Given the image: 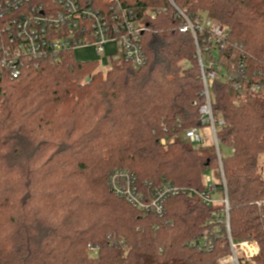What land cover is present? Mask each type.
Returning a JSON list of instances; mask_svg holds the SVG:
<instances>
[{
    "label": "trees",
    "instance_id": "16d2710c",
    "mask_svg": "<svg viewBox=\"0 0 264 264\" xmlns=\"http://www.w3.org/2000/svg\"><path fill=\"white\" fill-rule=\"evenodd\" d=\"M81 2L109 18L135 13L147 64L135 69L117 53L104 75L67 51L17 79L0 69V264H216L229 254L223 207L193 193L208 192L210 177L223 199L221 167L232 238L256 242L264 264V0ZM177 9L227 34L219 44L197 34L219 77L210 86L224 121L219 148L232 149L220 161L212 143L184 140L202 127L204 95L195 38ZM117 169L143 189L167 182L193 192L170 198L162 216L145 214L110 192ZM204 233L210 252L188 245Z\"/></svg>",
    "mask_w": 264,
    "mask_h": 264
},
{
    "label": "built area",
    "instance_id": "2783aa9c",
    "mask_svg": "<svg viewBox=\"0 0 264 264\" xmlns=\"http://www.w3.org/2000/svg\"><path fill=\"white\" fill-rule=\"evenodd\" d=\"M177 11L183 21L181 30L190 31L195 38L204 95V104L200 109L202 127L186 131L183 134L184 140L192 146L202 145L206 137L201 135V130L207 128L220 161L217 130L224 126V121H216L214 118L210 92L211 84L219 77L214 71V56L210 55L207 62L203 61L197 34L208 30L216 44L221 43L227 34L225 28L215 20L206 18L202 24L195 25L184 12L180 9ZM152 18H155V14H152ZM145 32V26L132 11H123L109 18L90 4H83L81 0H0V69L17 79L26 67L35 68L43 61L58 60L64 52H73L77 47L94 45L98 54L102 55L103 46L110 41L116 43V53L122 55L125 62L135 69H141L147 64L142 48V34ZM254 89L263 90L259 85H255ZM161 143L165 146L164 140ZM220 175L225 192L223 199L214 198L217 195L216 187L210 177L206 178L208 192L193 193L200 196L207 206L223 207L224 218L218 222L225 225L229 254L216 264H257L260 253L257 243L251 240L235 242L232 238L229 197L222 167ZM107 183L112 195L125 200L140 212L155 216L164 214V206L170 198L191 196L193 192L167 182L155 186L146 183L143 189L139 187L133 173L120 169L109 174ZM214 216H217L216 211ZM188 245L199 251L210 252L214 248V241L204 233L200 239Z\"/></svg>",
    "mask_w": 264,
    "mask_h": 264
},
{
    "label": "rangeland",
    "instance_id": "374dc122",
    "mask_svg": "<svg viewBox=\"0 0 264 264\" xmlns=\"http://www.w3.org/2000/svg\"><path fill=\"white\" fill-rule=\"evenodd\" d=\"M116 52V43L110 41L103 46L102 55L98 54L97 49L94 45L77 47V49L73 51V55L75 56L76 62H97L99 64V68H101L105 75L110 67V58L115 56L117 54ZM201 135L206 137V140L202 143V145L194 146L195 148L211 145V143L213 142L212 135L209 134V130L207 128L201 130ZM220 149L222 150V154L224 157H226V155H231L232 153V149L227 147L225 148L223 145L220 146ZM260 162V169L264 172V156L261 157ZM215 181L217 182L218 179H216ZM214 198L220 200V196L218 194L214 195Z\"/></svg>",
    "mask_w": 264,
    "mask_h": 264
}]
</instances>
